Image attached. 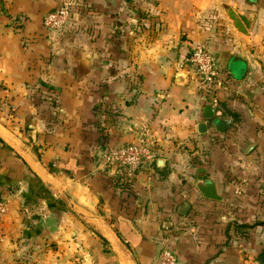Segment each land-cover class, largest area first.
I'll return each mask as SVG.
<instances>
[{"label":"crops","instance_id":"obj_1","mask_svg":"<svg viewBox=\"0 0 264 264\" xmlns=\"http://www.w3.org/2000/svg\"><path fill=\"white\" fill-rule=\"evenodd\" d=\"M72 2L51 33L56 0H0V264H158L163 246L178 264H259L264 0ZM196 43L227 81L215 102L179 68ZM144 130L152 172L117 185L98 154Z\"/></svg>","mask_w":264,"mask_h":264},{"label":"built area","instance_id":"obj_2","mask_svg":"<svg viewBox=\"0 0 264 264\" xmlns=\"http://www.w3.org/2000/svg\"><path fill=\"white\" fill-rule=\"evenodd\" d=\"M57 7L45 14L42 24L51 33L62 32L70 22L73 6L72 0H56ZM186 70L190 79L201 90L204 100L215 102L217 93L226 86L220 65L215 56L202 43L194 44L188 55L179 66ZM157 148L153 145L149 133L144 130L137 142L122 147L110 148L98 154L101 168L108 170L114 179L121 184L124 177L138 173H151L156 160ZM4 210V203L0 200V214ZM158 264H178L172 249H160Z\"/></svg>","mask_w":264,"mask_h":264},{"label":"water","instance_id":"obj_3","mask_svg":"<svg viewBox=\"0 0 264 264\" xmlns=\"http://www.w3.org/2000/svg\"><path fill=\"white\" fill-rule=\"evenodd\" d=\"M216 111L211 106H206L202 109L203 119L211 121L214 125L216 132H224L227 130L231 124V120L228 117H218L214 118ZM198 132L201 134H205L207 132V125L206 124H199L198 125ZM194 187L201 193V195L209 200L219 201L220 197L217 192V188L215 183L212 181L202 182V181H193ZM189 210V206L187 204L181 205L179 209V213L182 216H186ZM259 264H264V255L260 257L258 260Z\"/></svg>","mask_w":264,"mask_h":264},{"label":"trees","instance_id":"obj_4","mask_svg":"<svg viewBox=\"0 0 264 264\" xmlns=\"http://www.w3.org/2000/svg\"><path fill=\"white\" fill-rule=\"evenodd\" d=\"M117 185H118V182H117Z\"/></svg>","mask_w":264,"mask_h":264}]
</instances>
